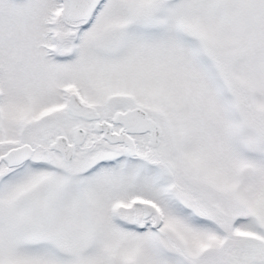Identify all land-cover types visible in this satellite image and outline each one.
I'll return each instance as SVG.
<instances>
[{
  "label": "snow or ice",
  "instance_id": "1",
  "mask_svg": "<svg viewBox=\"0 0 264 264\" xmlns=\"http://www.w3.org/2000/svg\"><path fill=\"white\" fill-rule=\"evenodd\" d=\"M0 264H264V0H0Z\"/></svg>",
  "mask_w": 264,
  "mask_h": 264
}]
</instances>
